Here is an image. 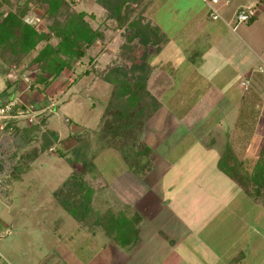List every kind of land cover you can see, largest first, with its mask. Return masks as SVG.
<instances>
[{
	"label": "rangeland",
	"instance_id": "374dc122",
	"mask_svg": "<svg viewBox=\"0 0 264 264\" xmlns=\"http://www.w3.org/2000/svg\"><path fill=\"white\" fill-rule=\"evenodd\" d=\"M172 1L175 0L160 1L162 7L159 9L158 18L170 25L175 22L176 18L180 19V16L183 15L186 17L183 24L189 22L193 15L184 12L183 9L180 10L179 15L172 14L170 11L174 9ZM258 1L255 0L256 3ZM26 2L27 0H6L3 10L16 11L18 5L22 7ZM95 2L96 0H76V3H80L79 10H87L85 11L88 14L86 19L91 26L104 31L105 38L98 41L87 52V56L75 66L73 71L66 70V74L63 73L56 79L46 92H42L41 87L34 89L32 73L38 69L36 65H32L31 61L36 56V51L17 56L13 55L9 49L0 48V91L6 90L9 76L12 80H17L10 85L11 89L5 93H9L11 96L16 95L17 100L24 103L23 110L27 111L19 118L7 120L13 122L15 127L0 131V159L3 157L9 165L8 177L6 174H1L2 182L0 183V264H8L6 260L13 264H38L43 260V255L47 258L55 255L54 251L57 250L59 235L61 236L55 226L61 216L68 215V213L61 207L54 192L74 172L80 173L83 170V164L76 162V158L82 160L79 157L82 151L86 152L88 162H92L90 168L83 174L84 179L88 180L90 184L95 185L96 181H104L106 185L113 177L127 170L140 178L149 175L148 180L153 182L152 194L149 198L154 197L155 200L147 199L144 203L149 208L153 207L159 211V214L156 212V215H152L151 218L144 216V221L138 225L139 231L141 230L140 235L144 237L147 248L136 251V261L123 262L120 258L122 251L111 249L112 260L105 264H161L163 256L170 247L160 233L166 234L168 237H179L176 244L178 247L184 243L189 247L196 245L198 249L207 244L216 246L219 251L205 252L221 254L222 260L231 259L233 254L239 250L245 251L246 258L250 260L251 258H264V201H253L231 177L222 173L219 165L221 155L227 150L228 145L232 146V144L226 140L219 142L216 139L218 143L211 146L209 144L211 139H206L204 143L200 142L198 145L192 146L186 156L179 160L180 163L161 161L162 163L155 166L152 172L142 176L143 171L133 169L121 154V150L118 149L120 139H105V122L108 118H112V115L108 116L107 109L115 85L107 82L102 74L107 73L110 67L116 65L128 71L133 65L139 67L146 61L148 63V56L153 48L150 46L145 48L143 44L138 43L139 38H136L134 40L137 41L135 51L132 50L131 53L126 54L130 57L119 56L125 42L127 28L118 27L116 20L109 19L106 11ZM224 5V0L217 5L218 11L222 15L224 14ZM260 6L262 7V5ZM235 7V2L228 6V12L231 14L229 20L234 25L237 24L236 14L238 12L236 11L233 15ZM140 8L136 7L135 13L139 12ZM30 9L24 16L25 21L35 24L40 31L45 30L48 20L41 17L43 10L41 8L32 9V6ZM90 14H94V17ZM193 20L195 21V19ZM217 22H221V20L219 19ZM167 24L166 28L170 31ZM183 24L182 26H184ZM243 25L246 26L247 23H243ZM257 26L264 33L263 19ZM207 27L199 26V35H206L212 31L211 41L214 44L217 33L211 27H209L211 30ZM184 30L185 33L184 31L182 33L178 29V34L175 36L178 39H184L196 34L194 29L185 27ZM52 42L56 43V40ZM189 43L186 42L187 45ZM44 44L41 42L38 47L40 48ZM188 49L185 46L178 48L177 45L172 48L174 53L171 50H165L163 54L167 53V56L170 54L172 59L176 57L174 61H180L181 57L177 55L179 51H185L187 57L190 56V53L193 55V50L189 49V51ZM163 54L158 59H162ZM93 56L95 61L92 63L90 58ZM184 62L181 70L187 73L188 65L185 66ZM86 70H92V73L89 76H82L76 83L72 82L78 74ZM202 71L204 72L205 69L203 68ZM99 72L100 74H98ZM159 73L162 74V72ZM218 76H203L206 80L193 84L195 90L168 91L166 101L171 95L176 98L179 93H183L184 99L181 100L184 102L177 101L173 106L167 105V111L175 115L177 119L183 118L186 109L193 108L191 100H189L190 92L192 91L193 98L197 94L203 95L204 91L201 89L206 86L204 82L206 81L210 87L214 84L213 78L219 79ZM162 77L158 76V78ZM174 86H179V84L176 83ZM157 102L159 103V101ZM158 109L157 111H159ZM157 111L152 116L157 114ZM247 124L252 129L256 125L255 122ZM11 128H16L13 134ZM48 129L60 132L63 136L62 141L58 140L50 151L39 156L34 162L23 164L20 157L33 148H39L42 133ZM188 130L189 127L182 124L157 149L166 153V151L178 147L183 142V137ZM213 136L215 135L213 134ZM261 141L263 144L264 139ZM139 142L141 141L139 140ZM262 144L258 146L261 147ZM131 145L132 142H129L127 146H123V150L128 154L133 153L135 156L141 147H136L137 145L131 147ZM240 145L241 142L238 141L236 146L238 155L243 157L245 154L242 152L245 146L241 147ZM258 148L254 151L253 159L259 157L258 150L260 148ZM60 153H64V156H61ZM145 159L142 163L145 162ZM88 186L91 189V198L94 190L90 185ZM105 195L108 200L111 199L109 193L106 192ZM169 199L173 204H168ZM166 204L170 206L167 212L165 208L161 207ZM98 205L101 209L98 208L99 206L95 208H98L99 212H105L106 208H113L115 211L124 210L123 205L117 202L108 206L104 204L102 206V203ZM126 214L130 217L135 212L128 209ZM68 216L70 219L64 217L60 224L65 229L71 228L70 221L77 223L70 215ZM80 227L93 235L94 240L105 244L109 242L110 238L104 234L102 227L92 228L83 223L80 224ZM190 229H197L199 235L193 232L190 236H179L181 233L189 232ZM155 233L156 235H154ZM227 249L229 250L227 251ZM119 250L121 249L119 248ZM127 251L132 255L134 253L133 246H130ZM153 251V256L147 258L148 254ZM245 253L243 252L242 255ZM117 254L119 257L116 256Z\"/></svg>",
	"mask_w": 264,
	"mask_h": 264
},
{
	"label": "crops",
	"instance_id": "0c3cea01",
	"mask_svg": "<svg viewBox=\"0 0 264 264\" xmlns=\"http://www.w3.org/2000/svg\"><path fill=\"white\" fill-rule=\"evenodd\" d=\"M160 1L161 0H143L141 5V9L145 8L143 16L149 24L159 27L167 36L166 44L158 53H154V43L150 44V47L153 49L148 56L150 68L148 90L160 103L159 111L146 122L143 131L139 135L141 143L145 144L146 147L150 149L148 157L150 168L148 172H152L154 167L162 162L169 163L171 161L173 164L180 163L179 160L186 156L192 146H196V144L198 145L200 142L204 143L205 140L209 138L211 139L209 143L211 146L216 145L218 141L226 140L235 147L234 151L237 155L239 152L236 146L238 141H240V146H245L242 152L245 156L240 157L238 155L241 160L253 158L254 151H256L258 147L260 148H258V154L260 155L264 146V143L262 144L261 141L264 139V77L259 73L258 67L264 65V33L261 32V28L258 29L257 25L260 23L261 19L264 20V16H262L264 14L263 1L259 0L256 3L255 0H229V3H227V0H224V14L222 15L219 11L221 16L219 19L221 22H217L219 19L213 20L210 18L209 7L202 0H179L180 2L175 0L174 2L172 1L174 9L170 10L172 14L179 15L181 13L180 10L183 9L184 12L193 15V18L189 22L183 24L186 17L182 15L180 19L176 18L175 22L170 25L164 22V20L162 22L158 18L159 9L162 7ZM233 2H235L236 6L233 15L242 8L253 7L255 11L254 21L252 23H247L246 26L243 24L237 26L232 24L231 20H229L231 14L228 12V6ZM95 4L106 11L105 5L99 4L97 0ZM79 5L80 3H76L75 9L81 11L79 10ZM130 5L135 9L139 7L136 2ZM260 5H262V7ZM83 11L87 10L83 9ZM233 15L231 16L232 18ZM193 19H195V21ZM166 24L170 27V31L166 28ZM182 24L184 26H182ZM201 25L208 26V29L211 30L212 28L215 33H217L214 38V44L211 41V37L213 36L212 31L210 33L207 31L208 34L206 35H199L198 30ZM185 27L194 29L196 34L185 37L184 39H178L175 34H178V29L180 30L179 32L183 33L184 31L185 33ZM172 33L174 35H171ZM217 41H219V43H217ZM186 42H190L189 45H187ZM177 45L178 48L185 46L193 50V55L190 53V56L187 57L185 56L187 54L185 51H179L177 55H179L181 59L180 61H174L176 57L172 59L170 54L168 56L167 53L163 54V51H172V48ZM216 45L217 48H215ZM162 54L164 57L158 59ZM183 62L185 66L188 65V67H186L189 69L187 73L181 70ZM203 68L205 69L204 72L202 71ZM159 72H162V74ZM63 73L66 74V71ZM209 75H219L218 77L220 78H213L214 84L210 87H208L205 81L204 83L206 86L201 89V91H204L203 95L197 94V96L193 98V93L192 91L190 92L189 100H191L190 103L193 108L190 110L186 109L183 118L177 119L175 115L167 111V105L173 106L177 101L184 102L181 100L184 99L183 93H179L176 98L171 95L168 101H166L165 99L168 95V91L195 90L193 84L206 80L203 76ZM158 76L163 77L158 78ZM8 79L9 85L17 81L12 80L10 76ZM176 83H178L179 86H174ZM244 83L246 85H244ZM5 89L6 90H3L4 98H16V95L11 96L9 93H5L7 90L11 89L10 87L7 86ZM253 122H255L256 125L255 127L253 126L252 129L247 123L251 124ZM9 123H11V121H9L8 124ZM182 124H186L189 127L187 134L183 137V142L178 147L166 151V153L157 149L163 144V141L171 136ZM55 132L59 136V142L62 141V134L56 130ZM213 134L215 136H213ZM216 139H218V141H216ZM260 144H262L261 147L258 146ZM219 154L221 155L222 152ZM144 175L142 174V176ZM148 177L149 175L145 178H140L133 172L127 170L113 177L106 185L104 181V183L96 181L94 182L96 184L93 185L86 180L88 185L94 190L91 197L94 209L100 211L98 210V208L101 209L98 205L99 203H102V206L103 204L108 206L111 203L117 202L122 204L124 208L129 207V210L132 209L134 212L137 210V213L142 217L141 222L144 221V216L151 218L152 215H156V212L159 214L157 209L153 207L149 208L144 203L147 199L155 200L154 197L149 198L152 194L153 182L151 183ZM106 192L109 193L111 199H107L108 197L105 195ZM168 204H173L170 199L168 200ZM96 206L99 207L95 208ZM161 207L165 208L167 212L170 206L166 204L161 205ZM160 210H162V208H160ZM68 215L70 214L68 213ZM68 215L63 214L55 226L61 234V236L59 235V242L56 246L57 250H53L55 255L49 258L43 255V260L39 262L40 264H105V262L109 263L112 260L110 256L111 249L122 251L120 254L121 261L128 262L135 260L137 250H144L147 248V245L144 243V237L140 235L141 230L139 231L138 242L133 245L134 253L130 255L127 251L130 247L116 246L110 241L105 244L101 243L99 240H94L93 235L83 230L80 227L81 223L75 220L71 215L70 216L77 223L70 221L69 226L71 228H63L60 224L64 217L69 218ZM193 232L197 234L198 230L190 229L189 232L181 233L179 236H190ZM160 234H162L161 236L164 238V241L170 247L169 251L163 256L161 264H230L235 258L242 255L243 252L245 253V251L239 250L237 253L233 254L231 259L222 260L221 254L205 252L219 251L216 246H209L207 244L203 248L198 249L196 245L189 247V245H184V243L178 247L176 244L178 242L177 238L179 237H168L166 234ZM154 235H156V233ZM197 235H199V233ZM180 241L179 239V242ZM119 248L121 250H119ZM228 250L229 249H227V251ZM153 254L154 251L148 254L147 258L153 256ZM116 256L119 257L118 254ZM241 257V260L237 264H264V258H251L250 260L246 258V253ZM1 258L3 259L2 256ZM6 261L8 264H13L8 260Z\"/></svg>",
	"mask_w": 264,
	"mask_h": 264
},
{
	"label": "trees",
	"instance_id": "16d2710c",
	"mask_svg": "<svg viewBox=\"0 0 264 264\" xmlns=\"http://www.w3.org/2000/svg\"><path fill=\"white\" fill-rule=\"evenodd\" d=\"M262 1L264 3V0ZM5 2L6 0H0V48L9 49L17 56L36 51L37 54L31 61L38 69L32 73L34 89L41 87L42 92H46L64 71H73L87 56V52L105 38L104 31L91 26L86 19L88 14L85 11L75 9L76 0H27L22 7L18 5L16 11L3 10ZM97 2L105 5L107 17L115 19L118 27L127 28L119 56L130 57L126 54L135 51L136 38H139L138 43L143 44L145 48L154 43V53L160 52L166 44L167 36L159 27L151 26L143 16L145 8H140V11L135 13L136 9L130 5L136 2L142 7L143 0H97ZM30 5L32 9L43 10L41 17L48 20L45 30L40 31L35 24L25 21L24 16L29 12ZM90 16L94 17V14ZM253 21L254 17L248 23ZM53 40H56V43H53ZM41 42L45 44L39 48ZM94 61L93 56L90 62ZM123 70L116 65L110 67L107 73H101L107 82L115 85L107 109L108 116L112 115V118L105 122L104 135L105 139H120L118 149L121 150V154L133 169L142 170L144 175L150 168L148 160L150 149L138 139L146 122L159 108V103L148 90L150 68L147 61L142 66L133 65L128 71ZM91 73L92 70H86L78 74L72 82L76 83L82 76H89ZM9 127H15V124L9 123L6 129ZM58 140L59 136L55 131L45 130L39 148H33L23 154L20 160L23 164L34 162L40 155L50 151ZM129 142H132L131 147L135 143L136 147H141L135 156L123 150V146H127ZM60 155L64 156V153ZM79 157L82 160L76 158V162L83 164V170L80 173L74 172L54 192L61 207L79 223L92 228L102 227L113 245L133 246L139 240L138 225L142 217L136 212L128 217L126 211L130 209L129 207L120 211L113 208H108L105 212L95 210L90 198L91 189L83 177L92 162H88L85 151H82ZM144 158L145 162L142 163ZM219 165L221 171L231 177L253 201H264V146L256 159L241 160L234 148L228 145L227 150L221 155ZM241 256L230 264H237Z\"/></svg>",
	"mask_w": 264,
	"mask_h": 264
},
{
	"label": "built area",
	"instance_id": "2783aa9c",
	"mask_svg": "<svg viewBox=\"0 0 264 264\" xmlns=\"http://www.w3.org/2000/svg\"><path fill=\"white\" fill-rule=\"evenodd\" d=\"M209 7V16L213 20H218L221 18L220 13L218 11L217 5L221 2V0H202ZM229 3V0H227ZM255 15V11L253 7H245L240 9L237 14V25L248 23L251 18ZM259 73L264 77V65L259 67ZM244 85H246L244 83ZM24 103L13 98H4L3 92L0 91V131L6 130L8 125L7 120L19 118V116L27 111L23 110Z\"/></svg>",
	"mask_w": 264,
	"mask_h": 264
},
{
	"label": "water",
	"instance_id": "95a60500",
	"mask_svg": "<svg viewBox=\"0 0 264 264\" xmlns=\"http://www.w3.org/2000/svg\"><path fill=\"white\" fill-rule=\"evenodd\" d=\"M11 130H12V134H13V132L15 131V129L14 128H11ZM10 133V134H11ZM9 165L5 162V160L3 159V157L0 159V183L2 182V180H1V174H6V176L8 177V169H9V167H8Z\"/></svg>",
	"mask_w": 264,
	"mask_h": 264
}]
</instances>
